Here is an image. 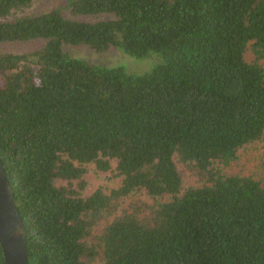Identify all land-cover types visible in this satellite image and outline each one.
<instances>
[{"label": "trees", "instance_id": "obj_1", "mask_svg": "<svg viewBox=\"0 0 264 264\" xmlns=\"http://www.w3.org/2000/svg\"><path fill=\"white\" fill-rule=\"evenodd\" d=\"M38 1L0 0V46L44 41L0 52L28 264H264V0ZM66 45L155 64L134 75ZM248 149L261 161L237 170ZM90 165L118 185L86 194Z\"/></svg>", "mask_w": 264, "mask_h": 264}, {"label": "rangeland", "instance_id": "obj_2", "mask_svg": "<svg viewBox=\"0 0 264 264\" xmlns=\"http://www.w3.org/2000/svg\"><path fill=\"white\" fill-rule=\"evenodd\" d=\"M67 3L68 0H39L33 6L35 15H40L48 13L51 11H59L63 15H67ZM99 17L91 16H82L77 17V20L82 21H94ZM44 41L34 40L28 42H18V43H8L0 46V52L6 53H23L27 51H33L40 48L43 45ZM63 51L69 55L71 58L79 59L85 61L86 63L92 66L99 67H123L128 73L134 75H142L152 68L155 62L152 58L147 59H135L126 54L117 48H110L104 53H95L91 51L88 47L79 45V46H69L66 45L63 47ZM154 59V58H153ZM261 152H256L255 150L248 149L247 154L242 158V161H247L245 167L237 165V170H246L248 168V160L252 163L256 162L258 159L261 161ZM259 164L258 162H256ZM179 171L183 176V182L186 186L193 184V179L188 176L183 167L179 166ZM85 180L87 181L86 194H90L99 186H109L114 187L118 185V180L112 179L109 175L102 173H97L93 165L87 166V173L85 175Z\"/></svg>", "mask_w": 264, "mask_h": 264}, {"label": "water", "instance_id": "obj_3", "mask_svg": "<svg viewBox=\"0 0 264 264\" xmlns=\"http://www.w3.org/2000/svg\"><path fill=\"white\" fill-rule=\"evenodd\" d=\"M0 248L3 264H28L25 228L0 160Z\"/></svg>", "mask_w": 264, "mask_h": 264}]
</instances>
